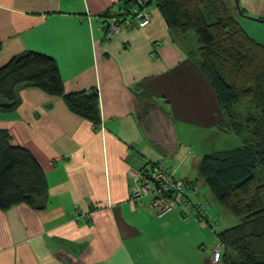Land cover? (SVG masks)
I'll return each mask as SVG.
<instances>
[{
  "label": "crops",
  "instance_id": "crops-1",
  "mask_svg": "<svg viewBox=\"0 0 264 264\" xmlns=\"http://www.w3.org/2000/svg\"><path fill=\"white\" fill-rule=\"evenodd\" d=\"M120 7L121 0H0V67L26 51L45 54L57 62L65 93L97 90L101 113L95 127L62 97L30 87L18 89L13 111H0V130L35 158L48 188L42 211H0V264H186V226L195 223L183 220L181 208L155 217L147 198H131L128 174L163 163L140 128L146 110L172 117L163 98L173 112H198L199 87L209 103L213 89L183 34L154 5L146 8L148 26L128 20L108 30L110 18L101 16ZM185 81L194 89L189 108L178 94ZM205 113L190 116L206 123ZM197 264H212L211 256Z\"/></svg>",
  "mask_w": 264,
  "mask_h": 264
},
{
  "label": "trees",
  "instance_id": "trees-1",
  "mask_svg": "<svg viewBox=\"0 0 264 264\" xmlns=\"http://www.w3.org/2000/svg\"><path fill=\"white\" fill-rule=\"evenodd\" d=\"M142 1L144 8L155 6L168 28L195 34L199 48L190 56L215 92L222 111L219 128L240 141L238 147L204 155L199 163L213 197L241 219L216 234L222 246L218 264H264V46L244 32L222 0ZM136 8L137 0H121L118 14L101 17L116 18L120 26L134 21ZM20 87L62 97L72 113L95 127L101 123L97 90L65 93L57 62L45 54L26 51L0 67V111L18 106ZM47 190L35 158L12 146L8 133L0 130V211L17 205L42 211Z\"/></svg>",
  "mask_w": 264,
  "mask_h": 264
},
{
  "label": "rangeland",
  "instance_id": "rangeland-1",
  "mask_svg": "<svg viewBox=\"0 0 264 264\" xmlns=\"http://www.w3.org/2000/svg\"><path fill=\"white\" fill-rule=\"evenodd\" d=\"M222 1L228 7L232 16L239 22L244 32L255 42L264 46V0ZM152 8V4L147 6V9L149 10ZM183 36L185 37L184 43L186 51L191 54L196 53L199 48V43L195 34L193 32H189ZM207 82L209 81L207 80ZM190 87V84L185 81V83H182L180 92L178 93L179 99L182 97L184 98L183 103L186 105V108L193 107V105H190V94L192 89ZM199 88V95L201 98H199L197 105L196 103L199 97L196 94L198 93L197 89L194 94V103L196 104V107L204 110H198V112L195 110H193L192 113H185L183 111L180 113L178 110H174L173 112L170 104L165 106L164 99L162 98L159 100V104L164 107L166 111L171 112V118L174 121L177 138L179 140V148L176 155L172 159L162 156L161 160L167 167H169V169H171V172L174 169V172L177 173V175L180 176L183 174L188 179L180 180L188 183H195V188L199 193L198 199L206 208L207 213L210 214V219H208V221L200 214L196 217L194 213H185L186 216L182 217L185 222H192V224L193 222L195 223L193 225L186 226L187 234H189L191 237L190 239H192V243L185 246L184 252L186 254V264L193 262L197 264L201 260L204 261L205 259L210 258V256L212 257L213 249L216 244L219 243L216 234L234 227L241 222V219L232 216L216 201L208 187L203 182L199 173V163L202 156L218 150L232 149L240 145V141L237 137L219 128L222 111L216 99L214 90V101L212 100V102L209 103L205 97L204 89L202 86ZM210 110L216 115V119L218 121L217 124L216 120L211 117ZM207 111H209L210 118H208L206 123L198 119H196V121L193 120L192 117L194 116L199 117V119H204L206 114L205 112ZM200 112L202 113L200 114ZM145 198L148 199L150 208L151 197ZM150 210L154 216L157 217L151 208Z\"/></svg>",
  "mask_w": 264,
  "mask_h": 264
},
{
  "label": "built area",
  "instance_id": "built-area-1",
  "mask_svg": "<svg viewBox=\"0 0 264 264\" xmlns=\"http://www.w3.org/2000/svg\"><path fill=\"white\" fill-rule=\"evenodd\" d=\"M151 20L150 12L143 7V1L137 0V8L134 10V21L138 28L149 25ZM110 31H117L120 26L118 19L112 18L109 22ZM131 198L138 200L151 197L150 208L155 212L157 218H162L177 207H183L187 213L200 214L203 218L205 207L200 201L195 202L199 193L193 183H188L174 177L170 169L162 162L146 163L142 170H130ZM221 244H217L213 250L211 262L218 264L221 259Z\"/></svg>",
  "mask_w": 264,
  "mask_h": 264
},
{
  "label": "water",
  "instance_id": "water-1",
  "mask_svg": "<svg viewBox=\"0 0 264 264\" xmlns=\"http://www.w3.org/2000/svg\"><path fill=\"white\" fill-rule=\"evenodd\" d=\"M141 117L140 128L148 143L164 157L172 159L179 147L172 118L155 106L146 110Z\"/></svg>",
  "mask_w": 264,
  "mask_h": 264
}]
</instances>
